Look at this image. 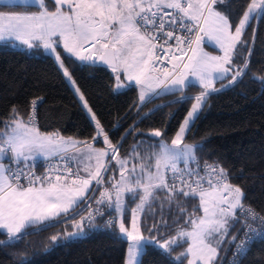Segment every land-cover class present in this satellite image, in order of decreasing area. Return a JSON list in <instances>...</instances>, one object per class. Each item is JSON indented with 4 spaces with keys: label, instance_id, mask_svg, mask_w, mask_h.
I'll return each instance as SVG.
<instances>
[{
    "label": "snow or ice",
    "instance_id": "obj_1",
    "mask_svg": "<svg viewBox=\"0 0 264 264\" xmlns=\"http://www.w3.org/2000/svg\"><path fill=\"white\" fill-rule=\"evenodd\" d=\"M49 3L16 0L13 7L29 10L0 11V41H19L29 50L43 48L54 57L95 123L96 135L87 142L41 132L36 118L42 98L32 101L26 119L13 106L9 117L0 121V234L7 236L0 240V246H13L36 234L29 229L39 232L58 227L62 216L72 221L74 231L67 234L69 237L84 236L86 228H96L97 216L107 214L105 230L115 236L118 227L117 238L127 241L123 264H143L150 247L158 246L171 254L184 244L186 248L175 258L178 264H216L229 236L227 243L235 245L230 264H241L251 245L264 239V216L245 206V192L231 182L228 170L218 161H205L200 167L198 153L203 145L187 143L186 137L209 95L235 86L247 75L252 49L248 48L243 66L234 58L247 46L242 37L250 22L264 18V0H249L238 23L226 11L231 0H54V10ZM33 6L35 11L30 10ZM0 7L9 4L0 0ZM205 38L220 55L204 51L201 45ZM61 46L82 64L107 65L116 74L117 91L134 82L141 105L153 102L161 92H179L181 99L175 103L183 104L193 99L184 94L185 88L198 84L202 91L194 97L170 143L166 128L153 130L150 137L138 134L131 149L121 155L122 143H112L76 87L58 52ZM121 72L129 85L121 82ZM229 75L228 85L215 87ZM253 81L264 88V77L254 75ZM162 107L158 105L141 119L150 118ZM174 118L175 113H170L169 123ZM135 131V127L128 129L121 141ZM100 137L104 148L94 146ZM38 159L47 162L43 176L35 174ZM111 161H115L119 179H110L111 188L100 191L99 199L86 195L99 190L91 187L93 182L104 184ZM91 200L97 207L89 203L86 216L83 211L76 212L82 202ZM129 200L135 203L130 226ZM196 200L198 205L189 210V202ZM101 205H106L107 213ZM157 215L159 221L154 220L148 229L150 235L145 236L143 219ZM237 224L242 227L232 234ZM171 226L175 235L157 238L162 228ZM51 240L57 241L58 235Z\"/></svg>",
    "mask_w": 264,
    "mask_h": 264
},
{
    "label": "trees",
    "instance_id": "obj_2",
    "mask_svg": "<svg viewBox=\"0 0 264 264\" xmlns=\"http://www.w3.org/2000/svg\"><path fill=\"white\" fill-rule=\"evenodd\" d=\"M248 2L249 0H231L226 11L234 23H238ZM49 7L53 10L52 6ZM35 9L33 6L30 10ZM28 10L23 6L0 7V11ZM242 38L247 41V46L242 54L238 51L235 61L243 66L245 58L248 57V48L252 49L247 75L235 86L209 95L195 127L186 137V142L202 144L203 151L198 153L199 164L218 161L228 170L232 177L231 182L245 192V206L250 205L259 215L264 216V88L260 86L259 81H253L254 75L264 77V18L253 19ZM61 55L77 87L109 134L112 143H122L121 155L131 149L138 134L150 137L153 130L166 128L170 143L195 102L194 97L202 91L196 86L186 88L184 94L193 99L183 104L175 103L181 99V94L175 92L160 94L153 102L146 106L141 105L136 86L114 90L115 80L109 68L98 63L85 65L68 55ZM230 80L231 76L218 82L216 88H223ZM37 98H42L36 118L37 127L41 132L58 133L65 138L72 137L80 141L93 140L96 135L95 126L53 58L46 55L41 48L27 50L13 47L10 43H0V121L9 117L13 106H16L26 119L31 112L32 101ZM137 105H140L142 110L138 109ZM158 105L164 107L150 118L141 119L145 113H149ZM170 113H175L171 123ZM132 127H135L136 131L121 141V137ZM108 179L105 175L106 185L111 186ZM92 192H89V197ZM86 203L87 201L82 202L76 212L86 208L83 211L86 215L89 209ZM128 203L129 221L131 208L135 207V203L131 200ZM193 205H198V200L189 202V210ZM91 207L95 208L97 205ZM100 207L107 213L106 205ZM106 217L107 214L97 216L96 228H86V235L80 237L67 235L74 229L71 219L63 216L58 227H49L46 231L39 232L29 229L36 234L26 236L23 241L13 246H0V264H123L127 241L117 238L118 227L115 229V236L105 230ZM79 219L80 217L76 216V220ZM159 219V215L143 219L145 236L150 235L148 229L152 228L154 220L158 222ZM241 226L242 224H237L235 232ZM161 231L162 234L157 238L164 240L175 235L176 229L171 226L162 228ZM54 235H58L55 242L51 240ZM6 239V234H0V240ZM185 246L186 244L177 247L171 254L158 247H150L143 256V264H178L175 258ZM230 253L228 256L225 253L223 259H219L216 264H227L225 258L227 256L228 260ZM241 264H264V239L251 245Z\"/></svg>",
    "mask_w": 264,
    "mask_h": 264
},
{
    "label": "rangeland",
    "instance_id": "obj_3",
    "mask_svg": "<svg viewBox=\"0 0 264 264\" xmlns=\"http://www.w3.org/2000/svg\"><path fill=\"white\" fill-rule=\"evenodd\" d=\"M5 3H7V4H9V5H15V4H16V0H5ZM49 6H52V7H53V10L55 9L54 0H50ZM0 43H10V45H12L13 47H16V48H19V49H27L26 46L21 45V44L19 43V41H15V40H11V39H9V40H5V41H0ZM201 46L203 47L204 51L208 52L209 54H212V55H220V54H221V53H220V50H219V49H218V48H217L212 42H209L206 38H205V40L203 41V43H202ZM27 50H29V49H27ZM43 51H44V49H43ZM58 52H59L60 54H64V55H68V56H69V54L64 53V50H63L62 46H61V47H58ZM44 53H45V51H44ZM237 53H238V52H237ZM45 54L48 55L47 53H45ZM48 56H49V55H48ZM50 57H51V56H50ZM235 57H236V56H235ZM51 58H53V60H54V57H51ZM72 58L75 59V57H72ZM234 59H235V58H234ZM75 60H76V59H75ZM54 61H55V60H54ZM77 61H78V60H77ZM56 64H57V63H56ZM57 66H58V65H57ZM58 68H59V67H58ZM110 70H111V69H110ZM60 71L62 72V70H60ZM111 72H112L113 77H114V80H115L114 90L117 91V89H116V84H117L116 74H115L112 70H111ZM62 74H63V72H62ZM230 76H231V75H229L228 78H229ZM64 78H65V77H64ZM228 78H227V79H228ZM120 79H121V82H122L123 84H125V85H129L130 82L124 79V75H123L122 72L120 73ZM65 80L67 81V83H68L69 86L71 87L72 91H73L74 94L76 95V97H77V99H78L80 105H81L82 108L84 109V111H85V113L87 114L88 118L90 119V121H92L91 118H90V116L88 115L87 109L84 108V106H83V102L80 100L79 95L76 93L75 88L72 86V83L69 82L66 78H65ZM224 80H226V79H224ZM218 82H220V81H218ZM218 82L215 83V87H216V85L218 84ZM75 84H76V83H75ZM130 85H134V86H136L134 82H131ZM191 86L199 87L198 84L191 85ZM76 87H77V85H76ZM136 87H137V86H136ZM123 89H125V88H121L120 90H123ZM120 90H119V91H120ZM138 90H139V89H138ZM185 90H186V88H185ZM185 90H184V91H185ZM80 92H81V91H80ZM178 93H179V92H178ZM161 94H168V93H164V92H162ZM92 123L95 125V123H94L93 121H92ZM95 147H97V148H102V147H100V146H95ZM104 147H105V146H104V143H103V148H104ZM109 159H110V158H109ZM38 160H40V159H38ZM41 160H42V159H41ZM37 162H38V161H37ZM110 168H111V170L108 171L105 175H107V177H108L109 179H119V170L116 169L115 161H111ZM109 179H108V180H109ZM105 188H111V186L106 185ZM130 220H131V216H130ZM130 220L128 221V226H130ZM235 231H236V230L233 229V230H232V234H235ZM230 239H231V236H229V237L226 238V242H225V244L222 246L221 251H220V259H223L224 254L227 252V251H225V249H229V244L227 243V240H230ZM186 246H187V245H186ZM186 246H185V248H186ZM157 247H158V246H157ZM158 248H159V247H158ZM185 264H186V262H185Z\"/></svg>",
    "mask_w": 264,
    "mask_h": 264
},
{
    "label": "built area",
    "instance_id": "obj_4",
    "mask_svg": "<svg viewBox=\"0 0 264 264\" xmlns=\"http://www.w3.org/2000/svg\"><path fill=\"white\" fill-rule=\"evenodd\" d=\"M36 124H37V120H36ZM38 163V167H36V169H35V174L37 175V176H43L44 174H45V172H46V164H47V162L46 161H43V160H40V161H38L37 162ZM200 167L202 168L203 167V164H200ZM93 186H94V189H96V188H98L99 190L98 191H93L92 192V194H91V196H94V197H96L97 199H99V195H100V191H103L104 190V188H105V186H106V183L104 182V184H102V185H99V186H97V185H95V182L93 183ZM90 196V197H91ZM89 203L91 204V206L92 205H94L95 204V201L94 200H91V201H87V203H86V206H88L89 205ZM247 207V206H246ZM86 208H83V209H81L79 212H81V211H84ZM87 215V214H86ZM85 215V216H86ZM109 217H106V220L108 219ZM242 227V226H241ZM240 227V228H241ZM254 227H258V225H254ZM237 232H235V234H236ZM240 238L242 239L243 238V233L241 232L240 234ZM259 240H261V239H257L256 241H259ZM229 252H231L230 253V256H231V259H230V256H229V258H228V260H227V256H228V254H229ZM235 252V245H229V250L226 252V254H227V256H226V261H227V264H229L230 263V261H232V259H233V253ZM225 261V260H224Z\"/></svg>",
    "mask_w": 264,
    "mask_h": 264
},
{
    "label": "crops",
    "instance_id": "obj_5",
    "mask_svg": "<svg viewBox=\"0 0 264 264\" xmlns=\"http://www.w3.org/2000/svg\"><path fill=\"white\" fill-rule=\"evenodd\" d=\"M34 7H36V6H34ZM36 10V9H35ZM35 10H32V11H35ZM42 50H43V48H41ZM80 62V61H79ZM98 63V62H97ZM162 93V92H161ZM138 95H139V90H138ZM139 102H140V100H139ZM92 122V121H91ZM93 124V123H92ZM94 125V124H93ZM95 126V125H94ZM93 141V140H92ZM92 141H87V142H92ZM94 146H100V147H102L103 148V137H100L99 138V141L98 142H96L95 144H94ZM41 160V159H40ZM40 160H38V161H40ZM81 175H86L85 173H81ZM94 183V182H93ZM92 186H93V184H92ZM91 186V187H92ZM89 193H87L86 195H88Z\"/></svg>",
    "mask_w": 264,
    "mask_h": 264
},
{
    "label": "water",
    "instance_id": "obj_6",
    "mask_svg": "<svg viewBox=\"0 0 264 264\" xmlns=\"http://www.w3.org/2000/svg\"><path fill=\"white\" fill-rule=\"evenodd\" d=\"M98 64L101 65V66H104V67H106V68H109L107 65H104V64H102V63H100V62H98ZM109 69H110V68H109Z\"/></svg>",
    "mask_w": 264,
    "mask_h": 264
}]
</instances>
